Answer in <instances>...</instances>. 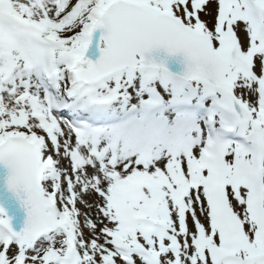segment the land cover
Segmentation results:
<instances>
[{"label":"snow or ice","instance_id":"6c2138e0","mask_svg":"<svg viewBox=\"0 0 264 264\" xmlns=\"http://www.w3.org/2000/svg\"><path fill=\"white\" fill-rule=\"evenodd\" d=\"M0 264H264V0H0Z\"/></svg>","mask_w":264,"mask_h":264}]
</instances>
